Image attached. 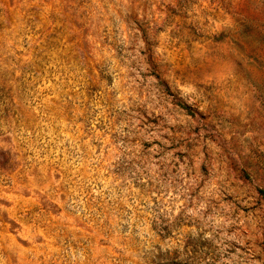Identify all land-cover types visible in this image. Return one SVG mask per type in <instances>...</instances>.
I'll return each instance as SVG.
<instances>
[{
	"label": "rangeland",
	"instance_id": "rangeland-1",
	"mask_svg": "<svg viewBox=\"0 0 264 264\" xmlns=\"http://www.w3.org/2000/svg\"><path fill=\"white\" fill-rule=\"evenodd\" d=\"M0 264H264V0H0Z\"/></svg>",
	"mask_w": 264,
	"mask_h": 264
}]
</instances>
